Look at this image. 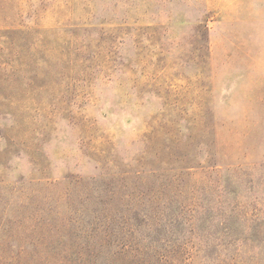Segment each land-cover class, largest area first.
<instances>
[{
    "label": "rangeland",
    "instance_id": "374dc122",
    "mask_svg": "<svg viewBox=\"0 0 264 264\" xmlns=\"http://www.w3.org/2000/svg\"><path fill=\"white\" fill-rule=\"evenodd\" d=\"M226 168L264 176V0H0V264L115 262L137 176L187 216Z\"/></svg>",
    "mask_w": 264,
    "mask_h": 264
},
{
    "label": "trees",
    "instance_id": "16d2710c",
    "mask_svg": "<svg viewBox=\"0 0 264 264\" xmlns=\"http://www.w3.org/2000/svg\"><path fill=\"white\" fill-rule=\"evenodd\" d=\"M218 172L214 199L199 197L196 211L187 216L178 201L180 191L174 196L165 192L162 197L152 187L156 181L166 186L161 173L137 176L139 185L151 177L150 189L143 191L140 186L136 194L130 193L131 208L126 215H117L123 227L106 233L123 246L117 247L118 258L108 262V253L101 249L98 255L103 254L107 262L88 264H178L188 250L186 244L177 243L187 239L197 243L187 258L202 264H264V176L254 179L231 168ZM100 240L106 247L113 244L103 237Z\"/></svg>",
    "mask_w": 264,
    "mask_h": 264
}]
</instances>
